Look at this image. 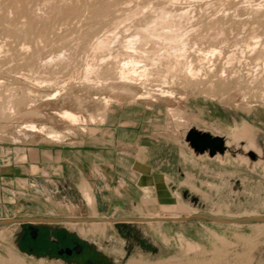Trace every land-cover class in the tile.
Listing matches in <instances>:
<instances>
[{
    "label": "rangeland",
    "instance_id": "374dc122",
    "mask_svg": "<svg viewBox=\"0 0 264 264\" xmlns=\"http://www.w3.org/2000/svg\"><path fill=\"white\" fill-rule=\"evenodd\" d=\"M263 1L0 0V147L42 140L65 150L89 149V172L80 181V191L86 187L92 197V183L98 189L105 185L107 200L116 204L107 215L91 212L84 204H76L77 209L67 205L65 216L72 218L42 224L80 240L91 252L87 258L99 264H264V222L222 225L192 217H264ZM139 6L148 8L137 21L145 17L148 24L161 12H174L189 35L183 61L191 62L194 77L165 72L162 81L152 71L142 89L122 91L116 84L104 63L108 53L93 52L92 43L108 34L124 8ZM119 30L117 40L123 34ZM114 48L120 50L116 42L112 53ZM213 49L218 52L208 53ZM136 91L146 98L135 101ZM63 111L77 116V122L56 115ZM89 117L95 122H87ZM27 124L44 130L25 131ZM192 127L235 137V143L240 139L243 143L235 145L239 163L228 153L223 160L191 163L184 136ZM243 127L254 132V143L247 145L246 138L236 134ZM52 132L58 135L55 141L47 138ZM250 152L254 159L248 157ZM140 167L145 171H138ZM127 171L164 174L174 203L158 210L142 203L147 194L119 196ZM31 211L36 214L37 206ZM155 217L186 220L125 221ZM23 226L15 223L7 229L11 240L0 233V264H84V259L74 263L27 254L15 243ZM5 228L0 226V231ZM6 241L15 247H4Z\"/></svg>",
    "mask_w": 264,
    "mask_h": 264
},
{
    "label": "crops",
    "instance_id": "0c3cea01",
    "mask_svg": "<svg viewBox=\"0 0 264 264\" xmlns=\"http://www.w3.org/2000/svg\"><path fill=\"white\" fill-rule=\"evenodd\" d=\"M195 129L223 138L227 150L222 155L216 154L213 157H209L207 153L195 154L184 140L191 163L204 159L223 160L227 153L232 156L233 163H239V159L235 158H239L240 149L235 148L234 141L229 140L232 136ZM236 129L239 128L234 127L233 131ZM236 143L240 145L243 142L239 139ZM91 154L89 149L65 150L58 144L44 143L42 140L25 142L5 150L0 147V222L33 218L70 219L72 217L65 216L67 205H74V209H77L78 206L75 205L79 203L88 208L81 196L80 181L85 171L89 172L86 166H90ZM128 167L127 162L126 168ZM141 169L145 171L143 167L138 171ZM127 172L129 178H126V182L122 176V191L119 196L129 193L133 196H139V193L147 194L142 203L154 205L158 210L161 206H170L174 203V196L168 191L164 174L134 175ZM91 186L93 208L88 210L91 212L94 210L99 215H107L116 209V204L107 200L110 196L105 185L99 189L93 183ZM33 205L37 206L36 214L31 211ZM21 213L22 216L19 215ZM12 224L15 223H0V226H6L0 233L7 236L8 240H11L12 234L7 229L10 230ZM16 224L22 226L20 223ZM14 245L6 241L3 246L15 247Z\"/></svg>",
    "mask_w": 264,
    "mask_h": 264
},
{
    "label": "bare ground",
    "instance_id": "6f19581e",
    "mask_svg": "<svg viewBox=\"0 0 264 264\" xmlns=\"http://www.w3.org/2000/svg\"><path fill=\"white\" fill-rule=\"evenodd\" d=\"M43 1H45V0H43ZM15 4L18 5L17 2H15ZM139 7H141V6H139ZM259 7H261V6H259ZM146 8H148V7H146ZM146 8H144L143 6L141 8L136 7L137 10L134 9L135 12H134L133 9L131 10V8L130 9L124 8L123 12L125 14H123L121 17L120 16H118L117 18L114 17L115 19H113L114 21H112L113 22L111 24L112 26H111L110 30L108 29V31H107L108 34H105V35H103V36H101L99 38H96L94 43H92L93 52H95V53H97V52L98 53L99 52L100 53L107 52L108 53V58H107V60L104 61V63L107 61V63H108L107 66H109L108 68L112 70L113 75H114V80H115L116 84L118 83L120 85L122 91H129V89L134 87V86H135V89H136V87L139 88V89H142L144 87V85H146V84H144V82L145 83H146V81L149 82L148 79L150 78L149 76L151 75L152 71H154L156 76L161 77V78L163 77L161 79L162 81H164V78L166 79V76L164 74L165 72L168 73V74L173 73L172 75H177L176 73L179 72L180 76H181V74H183V75H185V77H188V79H189V77L192 78V77H194L196 75L195 70L192 68L193 66H191L192 64H190L191 63L190 60H189L190 63H184V61L188 62L187 59H186L187 61L186 60L183 61V59H185V57L187 58V56H188V55H186V52H187L186 38H188L189 35L186 37L185 29H183V27L181 26L182 24L180 25L179 22H178L180 20H178L177 18H174V14H173L174 12L173 11H172L173 15L170 13L171 11L169 13L173 16L174 20L171 19L172 17L168 16L169 13L167 15L166 12H161L160 13L161 17L160 18L157 17L158 18L157 20H154V19L152 20L151 19L152 21H149L151 24H148V22L145 19V17H144V19H142L143 17H141L140 21L146 20L147 23L145 24V22H144L145 25L143 24V26H140V24H139L140 21L139 20L137 21V19L140 18L139 17L140 15H138V14H141V15L145 14L144 9H146ZM12 10H14V9H12ZM156 10H158V9H156ZM137 11H139V12H137ZM167 11H169V10H167ZM181 13H178V14L181 15ZM147 14H148V12H147ZM178 14H177V17L179 18L180 16H178ZM135 15H137V16H135ZM134 16L136 17L135 21H137V22H135L133 20ZM107 17H108V15H107ZM137 17H139V18H137ZM175 17H176V15H175ZM65 18H67V17H65ZM181 18H183V17L181 16ZM184 18H185V15H184ZM105 19H106V17H105ZM175 19H177L178 21L177 20L175 21ZM181 20H183V19H181ZM133 22H135L137 24L134 25ZM184 24H186V23H184ZM121 26H122V29L119 30L121 28ZM116 30H119L121 33H123L122 35L120 33L121 37L119 38V40H117V37H116V33H115ZM114 42H116V45H118V48L120 50L117 51V49L114 48V49H116V51L114 53H112L111 52V50H112L111 49V45ZM16 45H17V43H16ZM188 50H189V48H188ZM214 50L215 49H213L211 51H208V53L213 54L216 51V50L215 51ZM260 50H262V54H263L264 47L262 49H260ZM253 51H255V50H253ZM216 52H218V51H216ZM257 54H258V52H257ZM259 55H261V54L259 53ZM257 57H259V56H257ZM262 58L263 57H261V59ZM258 60L259 59H257V61ZM263 61L264 60H262V62ZM201 65H202V63H201ZM87 68H89V66H87ZM111 70H109V72H111ZM160 70L164 71L163 73L161 72L163 75H160V73H158V72H160ZM89 71H92V70L90 69ZM96 71L97 70L95 69V72ZM88 73L91 74V72H87V74ZM96 74H97V72H96ZM168 80H169V78H168ZM104 81H108V79H106V80L104 79L102 82H104ZM163 83H165V82H163ZM103 84L105 86V85H107V82H104ZM161 89L162 88H160L159 90H161ZM154 90H156V89H154ZM166 93L170 94V91L166 92ZM157 94H160L159 91H158ZM133 95H134V100L135 101L144 100L146 98L145 94L144 95L140 94L138 91L134 92ZM148 95H149V93H148ZM161 95L163 96V94H161ZM167 97H169V96H167ZM105 105H108L107 101L105 102ZM56 115L59 118H62L64 120H66V121H69V122H71L73 124L75 122H77V120H78L77 116H75L74 114H71V113H69L67 111H63V112L57 113ZM88 120L89 121H87V122H89V123L91 122L92 123L94 121V118L93 117H89ZM100 121H101V119H100ZM22 128L25 131L32 132V133H38V132L40 133V132H42L44 130L43 128H39V127L37 128L36 126H34L32 124L24 125ZM52 133L47 134V138H49L50 140L54 139V138L57 139L58 135L56 133H53V134ZM252 133L254 134V132H252ZM234 138L235 137H231V138H229V140L231 142H233ZM52 141H55V139L52 140ZM257 142L261 143V140L259 139ZM234 144H235V142H234ZM81 193H82L81 196H83L82 198L84 199L86 206L89 207L90 209H92L93 208V199H92L88 189L86 187H82L81 188ZM247 218H248V216H247ZM154 219L155 220H157V219L158 220L159 219L160 220H163V219L176 220V219H179V218H175V217L139 218V220H141V221L143 220V221H145L147 223L150 222V220H154ZM73 222H75V220Z\"/></svg>",
    "mask_w": 264,
    "mask_h": 264
},
{
    "label": "flooded vegetation",
    "instance_id": "af4514ba",
    "mask_svg": "<svg viewBox=\"0 0 264 264\" xmlns=\"http://www.w3.org/2000/svg\"><path fill=\"white\" fill-rule=\"evenodd\" d=\"M240 138L245 137V143H254V136L252 132L243 127L236 132ZM237 145V143H235ZM16 239V247L25 249L26 253L34 256H44L49 259H67L78 263L77 260L84 259V264H99V262L89 259L91 252L86 250L85 245L76 240L74 236L69 235L64 229H52L46 227L44 224H27L24 223ZM32 226L34 230L30 231L28 228ZM65 250L70 253L65 254ZM75 250H78L76 252ZM60 252H62L60 254Z\"/></svg>",
    "mask_w": 264,
    "mask_h": 264
},
{
    "label": "water",
    "instance_id": "95a60500",
    "mask_svg": "<svg viewBox=\"0 0 264 264\" xmlns=\"http://www.w3.org/2000/svg\"><path fill=\"white\" fill-rule=\"evenodd\" d=\"M185 142L188 144L189 148L195 153V154H203L207 153L209 157H213L216 154L222 155L226 150L225 142L223 138H220L218 136H212L208 132H202L198 131L195 128H190L184 137ZM248 157L250 159H254L255 155L253 153H248ZM198 219H202L205 221H209L212 223L222 224V225H228L232 223L237 222H264V217H249L244 220H237V221H228V220H220V219H214V218H208L205 216H192ZM165 221H182L186 219H163ZM54 220H47V219H36V220H26V219H18V220H7L3 221L4 223H20V224H42L45 222H53ZM80 221V220H79ZM125 221H132V222H143V220H125ZM0 222V223H3ZM30 231L34 230L32 226L28 228ZM78 252V250H75ZM62 252H60L61 254ZM70 253L69 250H65V254Z\"/></svg>",
    "mask_w": 264,
    "mask_h": 264
}]
</instances>
